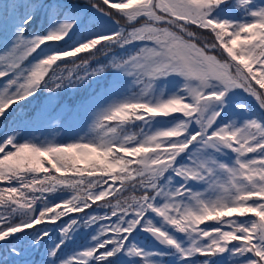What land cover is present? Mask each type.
<instances>
[{
	"label": "snow or ice",
	"instance_id": "snow-or-ice-1",
	"mask_svg": "<svg viewBox=\"0 0 264 264\" xmlns=\"http://www.w3.org/2000/svg\"><path fill=\"white\" fill-rule=\"evenodd\" d=\"M0 81V264H264V0H3Z\"/></svg>",
	"mask_w": 264,
	"mask_h": 264
},
{
	"label": "trees",
	"instance_id": "trees-1",
	"mask_svg": "<svg viewBox=\"0 0 264 264\" xmlns=\"http://www.w3.org/2000/svg\"><path fill=\"white\" fill-rule=\"evenodd\" d=\"M0 2H3V0H0ZM2 83H3V82L0 81V84H2ZM71 97H72V93L69 92V93L66 94L65 99H67V100L70 101V100H71ZM9 120H11V117H9L8 120H0V130L3 129V126H4L5 124H7V123L9 122Z\"/></svg>",
	"mask_w": 264,
	"mask_h": 264
}]
</instances>
